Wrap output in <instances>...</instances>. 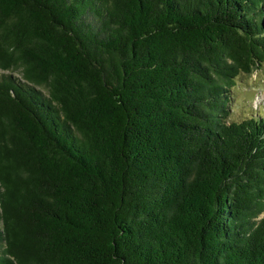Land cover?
I'll use <instances>...</instances> for the list:
<instances>
[{
  "label": "trees",
  "instance_id": "trees-1",
  "mask_svg": "<svg viewBox=\"0 0 264 264\" xmlns=\"http://www.w3.org/2000/svg\"><path fill=\"white\" fill-rule=\"evenodd\" d=\"M263 64L264 0H0V264H264Z\"/></svg>",
  "mask_w": 264,
  "mask_h": 264
},
{
  "label": "rangeland",
  "instance_id": "rangeland-1",
  "mask_svg": "<svg viewBox=\"0 0 264 264\" xmlns=\"http://www.w3.org/2000/svg\"><path fill=\"white\" fill-rule=\"evenodd\" d=\"M8 72L0 69V74ZM14 74L19 76L17 72ZM229 93V120L264 117V64L252 74L241 72Z\"/></svg>",
  "mask_w": 264,
  "mask_h": 264
}]
</instances>
